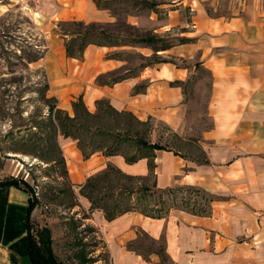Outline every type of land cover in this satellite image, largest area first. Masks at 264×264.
Returning <instances> with one entry per match:
<instances>
[{
  "label": "crops",
  "instance_id": "1",
  "mask_svg": "<svg viewBox=\"0 0 264 264\" xmlns=\"http://www.w3.org/2000/svg\"><path fill=\"white\" fill-rule=\"evenodd\" d=\"M146 1L153 10L128 13L124 22L162 39L166 49L90 45L76 60L65 57L56 34L43 57L47 92L67 113L77 97L90 113L95 101L104 99L115 111L147 121L148 135L160 124L163 143L169 133L200 156L165 146L159 135L152 141L166 148L155 150L151 159L127 162L99 151L83 157L75 140L59 137L67 179L79 187L110 164L128 175L149 176L148 186L195 187L212 196L204 213L170 208L162 217L129 211L105 220L93 210L90 220L110 264H264V0ZM32 2L33 24L51 35L57 22L117 20L93 0ZM115 53L166 62L110 86L95 84L98 75L126 65L105 58ZM197 70L206 76L193 78ZM138 85L145 88L135 94ZM26 215V192L0 186V264H31ZM141 239L153 247L145 255ZM157 244L161 248L154 250Z\"/></svg>",
  "mask_w": 264,
  "mask_h": 264
},
{
  "label": "trees",
  "instance_id": "2",
  "mask_svg": "<svg viewBox=\"0 0 264 264\" xmlns=\"http://www.w3.org/2000/svg\"><path fill=\"white\" fill-rule=\"evenodd\" d=\"M93 3L98 9L108 10L117 17V20L111 24L85 23L82 21L57 22V35L63 40L66 58L80 60L83 51L90 45L96 47H149L153 51L168 47V43L162 39L148 32L142 33L124 22V17L128 13L153 10L154 4L151 1L93 0ZM123 55L126 54L115 53L106 55L105 58L123 61ZM136 57L142 60L140 55H136ZM41 58L42 55L38 54L30 57L28 61L35 62ZM125 61L127 60L125 59ZM165 62L163 59L153 57L148 63L140 64L141 66L137 69L141 70L143 67ZM108 74L110 76L105 79L104 76ZM132 75H134L132 72L117 75L111 72L98 75L95 78V84L110 86ZM41 81L42 84L38 93L40 103L46 109L33 125L41 137H38L37 141H24L21 153L32 155V157L52 166L58 165L61 183L65 186L61 191L71 193V184L67 179L58 137L75 140L83 157L99 151L105 156L121 155L127 162H133L139 158L151 159L155 150L166 148L164 145L147 138L149 129L147 121L139 120L128 112L115 111L104 99L95 101V110L90 113L85 109L80 97H77L70 104L71 114H67L56 107V101L53 97H46L48 85L44 74L41 75ZM144 88L145 85H138L134 88L133 93H142ZM175 138L179 139L176 136ZM148 167L150 170L152 163H149ZM145 177L125 174L107 164L103 169L86 177L78 187V195L86 201L85 209L87 211L100 210L105 220H111L129 211H136L149 217H162L169 209V206L164 207L163 205V195L171 190H180L184 187L156 188L148 186L144 181ZM0 186H13L27 194L25 245L31 264H71L63 263L55 257L48 228L42 227L36 230L34 234L30 233L29 215L37 201L30 192L28 183L22 179L9 176L0 180ZM186 188L194 192H203L195 187ZM154 195L156 199L150 202ZM189 210L193 211L192 208Z\"/></svg>",
  "mask_w": 264,
  "mask_h": 264
},
{
  "label": "rangeland",
  "instance_id": "3",
  "mask_svg": "<svg viewBox=\"0 0 264 264\" xmlns=\"http://www.w3.org/2000/svg\"><path fill=\"white\" fill-rule=\"evenodd\" d=\"M17 2L0 0V180L12 176L28 183L30 192L37 201L29 215L30 233L34 234L42 227L48 228L52 238V250L59 261L71 264H110L90 220L92 211L85 209V200L78 195V187L70 185L71 193L61 191L65 186L61 183L58 165L52 166L32 155L21 153L24 141H37L41 137L33 125L46 109L40 103L38 92L42 84L41 75L45 73L44 52L53 45L50 38L57 34V28L54 24L52 35L43 29L41 32L39 25H34L32 21V0ZM38 54L42 55L41 59L28 61L30 57ZM127 54L122 56L123 61L127 60L122 68L133 74L140 70L137 69L139 66L155 57L140 55V60L136 57L137 54ZM122 68L113 72L116 75L124 74L121 73ZM109 76L108 74L104 78ZM205 76L204 72L197 70L193 78ZM46 97L51 95L46 92ZM56 107L59 109L57 101ZM67 114H71V111ZM151 128L154 131H150L147 138L154 141L160 135L157 140L162 142L165 129L157 123ZM167 135L164 143L162 142L165 146L195 152L196 156H200L197 148L188 145V142L173 135L169 136V133ZM57 140L59 142V137ZM144 181L150 185L149 176ZM163 198L164 207L169 206V209L192 208L195 212H201L207 210L212 196L182 188L165 193ZM155 199L154 195L150 202ZM139 244L143 255L153 249L147 240L141 239ZM160 248V244H157L154 250Z\"/></svg>",
  "mask_w": 264,
  "mask_h": 264
}]
</instances>
